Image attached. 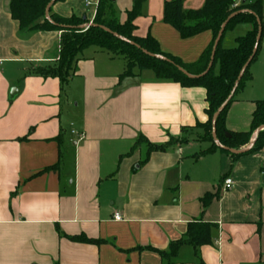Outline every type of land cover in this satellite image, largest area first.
Instances as JSON below:
<instances>
[{
    "label": "crops",
    "instance_id": "0c3cea01",
    "mask_svg": "<svg viewBox=\"0 0 264 264\" xmlns=\"http://www.w3.org/2000/svg\"><path fill=\"white\" fill-rule=\"evenodd\" d=\"M171 1L64 0L52 12L90 24L103 2L106 18L124 24L140 2L134 35L197 63L212 33L182 39L164 22ZM205 1L183 0L184 10ZM9 3L0 0V264H168L158 252L187 241L192 223L214 225L213 243L184 244L172 264H264V149L234 164L220 151L198 156L211 147L197 133L208 122L206 90L158 81L150 71L120 79L125 61L98 47L82 52L64 90L57 79H23L30 65L58 60L61 33L21 35ZM250 30L227 32L222 48L234 49ZM250 72L227 114L233 133L250 130L256 102L264 101V38ZM140 136L154 145L190 141L142 166L146 146L121 160ZM226 179L234 182L229 191ZM207 195L219 198L204 208ZM79 236L100 243L70 240Z\"/></svg>",
    "mask_w": 264,
    "mask_h": 264
},
{
    "label": "trees",
    "instance_id": "16d2710c",
    "mask_svg": "<svg viewBox=\"0 0 264 264\" xmlns=\"http://www.w3.org/2000/svg\"><path fill=\"white\" fill-rule=\"evenodd\" d=\"M53 1L10 0L9 12L12 19L18 22L21 35L38 32L61 33L58 60L53 64L30 65L23 79L29 76L43 79H57L60 82L61 90H64L70 78L76 73V65L82 52L90 47H98L113 57H121L125 61V72L121 75L120 79L134 77L136 71L139 73L150 71L155 74L158 81L173 82L183 88H203L206 90L208 104L206 114L208 122L197 127L204 132L201 140L209 142L211 147L201 152L198 156H205L220 151L230 156L234 160V164L239 158L258 153L264 149V130L258 132L251 146V140L255 133L264 127V101L256 102V110L248 132L233 133L226 128L227 114L236 95L253 79L250 69L258 60L264 38V0L252 2L248 0L246 2L244 0H241V2L238 0H206L204 7L197 11L184 10L183 0L166 2L164 6V22L178 31L182 39L187 40L205 32L212 33L213 39L209 48L202 54L199 61L194 64H185L180 59L165 54L159 44L150 36L138 38L134 35L136 30L134 21L140 14V2L128 14V20L124 24L108 20L106 18L104 3L101 2L93 21V26L85 30L81 27L88 24L86 20L75 16L70 18L60 17L53 14L52 8L47 18V8ZM63 1L56 0L55 4ZM232 15L236 16L230 20L225 29L216 50L213 66L209 73L204 75L211 62L213 48L219 32L223 24ZM239 25H250L251 30L246 36L236 40V47L234 49H223L222 41L225 35ZM259 28L262 29V39L258 52L242 78L234 98L217 121V143L220 146L241 152L233 154L220 148L214 141L212 136V119L217 110L230 96L243 66L252 56ZM217 68L218 72L216 73ZM184 132H187V130H184ZM189 141L188 137L170 138V141L164 145H154L145 137L140 136L131 151L127 155L122 156L121 160L131 155L138 148L146 146V158L139 163L142 166L149 161L153 153L166 152L170 148L183 146L189 143ZM247 146H250V149L242 152L241 150ZM49 170L51 169L46 171ZM215 198L218 199L219 196L207 195L202 200L203 207L207 208ZM213 227L214 225L211 224L192 223L189 225L187 241L181 240L172 244L168 253H158L167 260L168 264H172V259L178 256L184 244H190L195 250L212 244L211 231ZM70 240L77 243L95 245L100 243L90 240L85 236L74 237Z\"/></svg>",
    "mask_w": 264,
    "mask_h": 264
},
{
    "label": "water",
    "instance_id": "95a60500",
    "mask_svg": "<svg viewBox=\"0 0 264 264\" xmlns=\"http://www.w3.org/2000/svg\"><path fill=\"white\" fill-rule=\"evenodd\" d=\"M55 1H56V0H54V1L48 6V8H47V11H46L47 18H48V14H49L50 9L55 5ZM244 2H246V0H244ZM234 16H236V15H232V16H231V17H230V18H229V19L223 24V26H222V28H221V30H220V32H219V35H218V37H217V39H216V41H215V45H214L213 52H212V56H211V62H210V64H209L208 70L206 71V73H205L204 75L208 74L209 71L211 70V68H212V66H213V63H214L215 54H216V50H217V48H218V45H219V43H220V41H221V39H222V37H223V34H224V32H225V29H226L228 23L230 22V20H231ZM87 26H90V27H91V26H93V24H86V25L82 26L81 28H82V29H85V27H87ZM104 29H105V28H104ZM106 30H108V29H106ZM108 31H109V30H108ZM109 32H110V31H109ZM114 35L117 36L116 34H114ZM261 39H262V29L259 28V32H258V36H257V42H256V45H255V48H254V51H253L252 56H251L250 59L247 61V63L243 66V68H242V70H241V72H240V74H239V76H238V78H237V80H236V82H235V84H234V87H233V89H232V92H231L230 96H229V97L227 98V100L221 105V107L217 110V112L215 113V115H214V117H213V119H212V136H213V139H214V141H215L216 143H217V121H218V118L220 117V115L222 114V112L226 109V107L228 106V104L232 101V99L234 98V96H235V94H236V92H237V90H238V87H239V84H240L242 78L244 77V75H245L247 69L249 68V66L251 65L254 56H255L256 53L258 52V48H259V45H260V43H261ZM145 53H146V52H145ZM181 71H182L184 74H186L183 70H181ZM16 93H17V90H12L11 96H14ZM262 130H264V127L260 128V129L255 133V137H254L253 141L251 142V146L253 145V143H254V141H255V139H256V136H257L258 132H260V131H262ZM227 137L229 138V136H227ZM217 144H218V143H217ZM218 145H219V144H218ZM219 147L222 148V149H224V150L230 151V152L233 153V154H239V153H241V152L234 151V150L228 149V148L223 147V146H220V145H219Z\"/></svg>",
    "mask_w": 264,
    "mask_h": 264
},
{
    "label": "built area",
    "instance_id": "2783aa9c",
    "mask_svg": "<svg viewBox=\"0 0 264 264\" xmlns=\"http://www.w3.org/2000/svg\"><path fill=\"white\" fill-rule=\"evenodd\" d=\"M91 22L90 24H92ZM90 26L85 27V30H88ZM72 135L77 136L80 140H83L84 135L83 134H78L75 130H72ZM234 182L232 179H226L224 182V188L226 191H229L233 188ZM115 220L120 221L121 217L119 215H116Z\"/></svg>",
    "mask_w": 264,
    "mask_h": 264
},
{
    "label": "rangeland",
    "instance_id": "374dc122",
    "mask_svg": "<svg viewBox=\"0 0 264 264\" xmlns=\"http://www.w3.org/2000/svg\"><path fill=\"white\" fill-rule=\"evenodd\" d=\"M218 72V68L216 69V73ZM152 73V72H151ZM197 133H200V134H202V135H204V133L203 132H197Z\"/></svg>",
    "mask_w": 264,
    "mask_h": 264
}]
</instances>
